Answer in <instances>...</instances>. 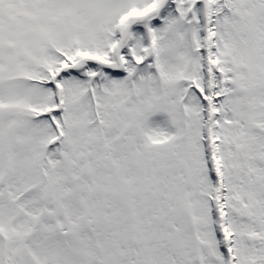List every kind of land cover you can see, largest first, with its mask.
Masks as SVG:
<instances>
[{
	"label": "snow or ice",
	"instance_id": "6c2138e0",
	"mask_svg": "<svg viewBox=\"0 0 264 264\" xmlns=\"http://www.w3.org/2000/svg\"><path fill=\"white\" fill-rule=\"evenodd\" d=\"M0 264H264V0H0Z\"/></svg>",
	"mask_w": 264,
	"mask_h": 264
}]
</instances>
